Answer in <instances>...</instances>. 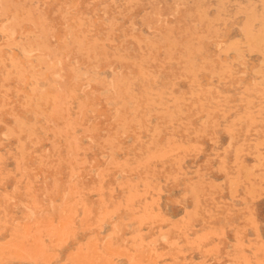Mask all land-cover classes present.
Masks as SVG:
<instances>
[{"label": "rangeland", "instance_id": "obj_1", "mask_svg": "<svg viewBox=\"0 0 264 264\" xmlns=\"http://www.w3.org/2000/svg\"><path fill=\"white\" fill-rule=\"evenodd\" d=\"M0 264H264V0H0Z\"/></svg>", "mask_w": 264, "mask_h": 264}]
</instances>
